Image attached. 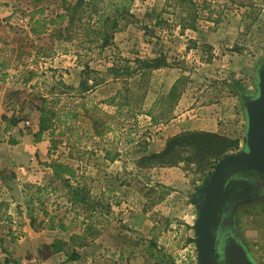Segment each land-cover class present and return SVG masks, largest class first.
I'll use <instances>...</instances> for the list:
<instances>
[{
  "label": "rangeland",
  "instance_id": "374dc122",
  "mask_svg": "<svg viewBox=\"0 0 264 264\" xmlns=\"http://www.w3.org/2000/svg\"><path fill=\"white\" fill-rule=\"evenodd\" d=\"M181 1L134 0L130 14L120 20V31L113 35L112 45L100 50L95 44L81 45L97 32L94 12H83L70 31L69 41L62 42L51 23L63 12L61 0L38 5L0 0V63L4 64L0 67V79L5 77L2 82L8 86L12 101L9 105L15 106L16 120L30 134V120L39 117L37 108L41 101L58 100V106L66 109L77 104L80 119L88 122L84 109L107 97L96 88L84 98L77 95L86 64L92 70L104 72L114 56L133 61L162 55L173 68L162 75L163 81L167 85L177 82L178 90L182 89L188 97L184 108L177 109L178 115L182 113L180 110L188 111L190 99L196 97V107L216 105L223 113L233 108L236 114L228 118L229 130L217 134L239 139L240 151L246 128L244 102L257 93L258 73L264 68V0ZM107 2L102 0L101 7ZM188 24L194 30L188 29ZM32 30L42 31L33 34ZM62 48L68 53H62ZM121 86L116 84L109 95ZM84 103L86 107L82 109L79 104ZM99 107L107 114L97 117L98 128L104 132L101 138L77 140L76 134L86 130L83 123H77L75 128L61 126L53 133L48 130L41 139L48 145V161L36 167L26 166L30 174L45 178L41 186H48L52 178L51 173L46 175L50 169L45 171V164L54 161L70 164L76 169L78 186L84 184L88 193L93 192L88 194L89 201L97 203L92 200L102 192L95 213L85 221L99 233L93 240L88 239L85 247L77 249L81 258L77 264H197L193 241L196 208L192 200L210 175L205 179L194 165L185 163L169 168L141 167L138 160L143 155L139 146L145 143L147 148L156 140L166 142L174 135L164 138L168 134L159 131L160 125L149 123V117L136 111L116 112L101 104ZM2 121L13 124L15 119L2 118ZM64 130L67 133L59 136ZM131 139L134 140L128 142ZM102 150L111 152L112 162L101 161ZM148 154L151 153L147 148ZM99 182L111 191H102L103 184ZM27 186L28 193L31 185ZM52 186L60 183L53 182ZM260 192L261 189H254L255 195ZM45 208L62 217L76 233H80L83 218L90 215L74 212L58 194L49 197ZM31 209L29 202L26 216L30 211V218ZM38 222L34 225L37 229ZM0 223L6 226L10 241L23 237L24 223L16 206L2 212ZM237 229L254 263L264 264V204H253L246 215L240 214ZM62 236L61 240L66 241L67 234ZM26 249L8 255L0 247V255L3 253L2 259L7 264H36L31 260L35 256L28 245ZM40 249L36 258L47 253L43 247ZM156 251L163 254L159 255L164 260L161 263L150 256ZM61 253L64 262L54 264H68L64 251Z\"/></svg>",
  "mask_w": 264,
  "mask_h": 264
},
{
  "label": "trees",
  "instance_id": "16d2710c",
  "mask_svg": "<svg viewBox=\"0 0 264 264\" xmlns=\"http://www.w3.org/2000/svg\"><path fill=\"white\" fill-rule=\"evenodd\" d=\"M21 1V0H20ZM38 5L48 0H22ZM63 12L56 15L52 25L56 26L54 33L62 42L69 41L70 31L75 22L80 21L83 12L91 11L97 15L96 25L97 32L95 36L81 45L95 44L96 49L104 50L112 45L113 35L120 31L118 27L120 20H124L129 14L134 0H108L104 8L101 7L102 0H61ZM182 0L181 2H184ZM117 17L114 18L113 16ZM66 21L65 26L61 23ZM188 29L194 30V26L188 24ZM42 30H32L33 34L41 33ZM63 35V36H62ZM62 53L67 54L68 50L62 48ZM0 67H4L0 63ZM171 68L166 59L160 55L155 58L134 59L130 61L120 56H114L112 63L104 72L92 70L86 64L84 66L85 73L77 90V95L84 98L83 95L93 92V89H100L101 94L107 98L102 102L93 104L90 109L86 104H79L84 109V114L89 118L88 122L80 119V115L76 110L77 104L70 109L58 106V100L48 103V100H42L37 108L39 113L37 132L33 134L35 143L39 142L44 133L50 130L52 133L59 127L72 128L78 123H83L86 130L76 134L77 140L82 138L98 139L104 135L103 129L98 128L97 117L107 114L102 112L100 104L113 108L116 112L121 109L128 110L129 113L136 111L139 115L149 117L151 123L160 122L169 119L172 116L174 107L176 106L183 90H178V84L175 82L169 89L159 82V71L161 69ZM4 76L2 81L4 80ZM90 80L91 84L88 85ZM122 81V82H120ZM121 83L122 86L109 95L114 86ZM92 112V113H91ZM96 115V116H90ZM3 120H6L3 118ZM11 121V120H10ZM14 123V121H13ZM90 127V128H88ZM100 127V126H99ZM67 129V128H66ZM92 129V131H91ZM67 131H62L58 135H65ZM134 139L129 140L132 142ZM54 143V142H53ZM240 140L231 138L217 133H207L199 131H185L168 138L164 148L158 153L147 155L146 144L139 146V153L143 156L138 163L143 168H169L175 167L180 163L194 165L196 170L202 173L203 178H207L212 172L215 164L227 155L235 154L239 151ZM104 158L112 161L110 151L102 150ZM51 172L52 181L48 186L32 185L28 188V197L32 204L30 226L33 230L38 220L37 226L48 231L67 234V240L56 239L50 245L52 253H65L66 260L69 262L78 261L80 254L77 252L79 248L85 247L88 239L96 238L98 230L95 227L87 225L92 214L95 213L98 203L88 200V191L86 186H78L76 182V173L70 164H64L54 161L45 164ZM53 182H59L60 186L53 187ZM28 187V186H27ZM106 192L111 191L106 189ZM59 195V198L66 200L75 212H81L85 215L90 214L87 218H83L84 222H80V233L73 232V229L65 224L62 217L47 211L45 204L50 196ZM67 212L65 211V214ZM100 215V214H99ZM64 217V216H63ZM13 240V239H12ZM67 248V250H66ZM151 258H155L157 262L164 261L163 254L160 251L152 254ZM162 256L161 258L159 257Z\"/></svg>",
  "mask_w": 264,
  "mask_h": 264
},
{
  "label": "crops",
  "instance_id": "0c3cea01",
  "mask_svg": "<svg viewBox=\"0 0 264 264\" xmlns=\"http://www.w3.org/2000/svg\"><path fill=\"white\" fill-rule=\"evenodd\" d=\"M173 68L161 69L158 73L159 82L166 86L168 89L173 85L166 84L162 75L173 71ZM8 86L4 85L0 79V120L4 119H15L13 124H8L5 121L0 123V217L4 210L10 209V207L16 206L23 219V237L16 241L12 242L7 237L6 226L0 223V247L5 251L6 254L11 255L14 251H19L20 248L26 249V245L30 248V253L34 255L31 260L36 264H54L55 262H64V255L60 253H52L50 245L56 239H62V234L55 231H48L43 228L38 230H33L30 226V211L26 216L27 207L30 202L28 193L26 192V186L28 185H39L41 186L42 182L45 181V178L34 173H29L31 170H27L26 166H35L38 163H46L48 161L47 151L48 145L43 140H40L37 143H34L33 134L37 132L38 117L30 120L31 130L30 134L27 133L22 126V123L19 120H16V116L13 113L15 106L9 105L12 101L8 95ZM185 93H182L176 106L174 107L172 116L164 121L151 123L153 125H160L159 131L165 132L168 134L164 136L175 135L179 132L185 131H201V132H210V133H223L229 130L230 124H228V118L233 117V113L236 114V111L233 108L229 111L226 110L225 113L221 111V108H218L216 105H202L199 107L194 106V102L198 99L197 97L191 98L192 101L190 106L187 107L188 111L180 110L181 115H178L177 109L184 108L185 102L188 103V97ZM193 107V108H192ZM11 109L12 112L10 111ZM190 112V114H188ZM186 115H189L187 118ZM150 121V119H148ZM10 139V140H9ZM159 139V138H158ZM164 140H156V143L152 142L148 145L149 153H158L164 148ZM101 161L104 163L112 162L104 158L103 151L101 152ZM100 161V160H98ZM17 166V168H13ZM20 170L25 171L27 174L25 176L19 172ZM45 171L49 170L44 169ZM46 175H50V170L45 172ZM103 182V181H102ZM99 182L100 184H103ZM109 189L108 186L103 184L102 191ZM90 192L89 194H92ZM102 193V192H101ZM99 193L96 200L98 203ZM31 203V202H30ZM97 214V213H96ZM98 215V214H97ZM5 232V233H4ZM63 241H65L63 239ZM95 242V241H94ZM47 252L42 258H36L40 248ZM27 251V249H26ZM3 253L0 255V264H7L4 259H2ZM20 255V253H17ZM8 257V256H6ZM81 260V258H80ZM79 261L68 262V264H77ZM21 264V263H20Z\"/></svg>",
  "mask_w": 264,
  "mask_h": 264
},
{
  "label": "water",
  "instance_id": "95a60500",
  "mask_svg": "<svg viewBox=\"0 0 264 264\" xmlns=\"http://www.w3.org/2000/svg\"><path fill=\"white\" fill-rule=\"evenodd\" d=\"M244 114L246 128L243 148L215 164L208 179L197 189L198 199L192 200L198 211L193 226L197 264H218L213 252L211 219L226 203L232 206L238 199V195L230 198L229 193L225 196V193H221L224 174L252 172L264 176V68L258 73L257 93L244 102ZM233 192L240 193L236 189ZM230 242L225 252L228 259L224 264H255L241 243L234 242L233 238H230Z\"/></svg>",
  "mask_w": 264,
  "mask_h": 264
},
{
  "label": "flooded vegetation",
  "instance_id": "af4514ba",
  "mask_svg": "<svg viewBox=\"0 0 264 264\" xmlns=\"http://www.w3.org/2000/svg\"><path fill=\"white\" fill-rule=\"evenodd\" d=\"M227 170V168L225 169ZM224 181L222 185L221 193L225 196L230 194V198L234 195H238V199L234 201V204L228 206V203L224 205L222 209L217 211L211 219V237L214 246V258L218 264H224L228 257L225 255L226 250L231 245L230 238L234 239V242L241 243L249 253L239 237L237 229V221L240 214H247V210L253 204H264V176L255 174L252 172H240V173H225ZM261 189V192L257 195L254 194V189ZM240 193L233 192L234 190ZM222 196V197H223ZM194 199H198V192L195 194ZM231 200V199H230ZM233 202V201H232ZM198 211L196 210V219Z\"/></svg>",
  "mask_w": 264,
  "mask_h": 264
}]
</instances>
